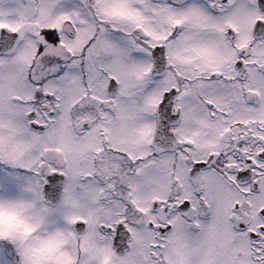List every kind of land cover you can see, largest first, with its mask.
Wrapping results in <instances>:
<instances>
[{
	"label": "snow or ice",
	"instance_id": "1",
	"mask_svg": "<svg viewBox=\"0 0 264 264\" xmlns=\"http://www.w3.org/2000/svg\"><path fill=\"white\" fill-rule=\"evenodd\" d=\"M0 264H264V0H0Z\"/></svg>",
	"mask_w": 264,
	"mask_h": 264
}]
</instances>
